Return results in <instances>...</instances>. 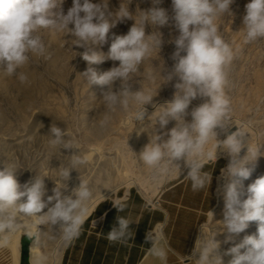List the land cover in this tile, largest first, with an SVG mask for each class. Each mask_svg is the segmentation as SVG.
Returning <instances> with one entry per match:
<instances>
[{"label":"clouds","instance_id":"obj_1","mask_svg":"<svg viewBox=\"0 0 264 264\" xmlns=\"http://www.w3.org/2000/svg\"><path fill=\"white\" fill-rule=\"evenodd\" d=\"M63 0H0V66L8 75H15L18 80H28L27 73L19 71L30 61V54H43L45 44L37 33L39 28H55L66 30L72 34V44L91 41L93 44H103L109 29L122 18L131 17L134 22L124 34L113 36L107 52L93 50L82 52L83 59L99 63L106 58L118 61L107 70L97 73L91 66L83 72L89 84L107 85L102 99L110 108L117 104L128 106L131 99L137 105L131 114V119L142 122L145 119L146 103L151 101L161 82L169 80L173 75L178 77L174 87L176 91L170 100L160 106L151 119L152 128L159 122L161 128L168 120L176 123L167 130V138L160 139L161 133L153 131L149 134L147 143L136 154L144 165L156 174L168 171V165H174L178 175V164L173 161L183 157L188 171L186 176L191 180L193 189L202 188L210 182L211 172L203 171L205 158L216 159L217 145H222L233 158L227 165L229 175L241 178L249 176L251 169L245 167L243 161L235 159L234 154L245 139L246 130L236 128L223 140L216 138V126L223 127L229 120L231 99L228 95L229 67L234 57V49L226 41L220 31L218 17L230 12L232 0H172L173 20L178 34L173 43L172 53L174 64L154 89L139 86L131 90L127 83L130 74L136 73L142 61L150 55L153 49L157 51L161 44V33L151 31L145 33V22L151 25H163L168 21L166 10L162 7H151L143 11L136 19L130 13L126 3L120 0V5L114 11L107 10V0H71V6L66 11L61 10ZM159 3V0H153ZM82 13V14H81ZM71 23V27H69ZM243 40L245 42L264 38V0H247L243 16ZM119 79L120 87L112 90V84ZM154 93V94H153ZM197 95L206 96L191 111V120L185 121V110L190 100ZM152 111L147 119L151 116ZM110 116L105 114L99 121L106 125ZM149 122V121H148ZM41 126V125H40ZM144 130L143 128L139 131ZM48 143L63 148L75 147L65 140L66 130L52 123L48 130ZM215 141L210 147L209 140ZM126 143V139L124 141ZM259 144L247 143V157L255 159ZM128 147V145H127ZM129 148V147H128ZM71 166L60 169V183H54L51 194L46 195L43 176L36 175L21 183L16 176L18 167L14 162L0 167V246H7L12 233L15 232L18 221L17 213L37 216L42 222L55 224L60 221L64 226L62 238L70 242L79 235L81 226L88 213V200L92 195L89 181L79 176V183L71 189V194H64L67 187L65 181L70 170L81 162L76 152L70 154ZM237 181L229 182L225 191L223 230L227 233L225 241L232 240L234 235L247 227L249 221H257L256 232L246 234L242 239L225 250L231 253L227 264H264V174L250 182L246 189L237 187ZM245 192L247 193L245 195ZM101 200L105 197L99 192ZM244 197L241 199V197ZM51 202V203H50ZM118 211L126 206L121 199L112 202ZM94 208L92 209V211ZM212 212L208 211L207 223L210 225ZM133 220L117 215L116 223L107 231L109 241L124 242L133 233L129 224ZM216 231L209 227L208 235L198 238L194 251L198 252L196 264H222L221 255L217 251L220 241L215 239ZM151 243L148 253L166 261L167 245L163 232V223L157 222L145 236ZM243 248V251L240 249Z\"/></svg>","mask_w":264,"mask_h":264},{"label":"rangeland","instance_id":"obj_2","mask_svg":"<svg viewBox=\"0 0 264 264\" xmlns=\"http://www.w3.org/2000/svg\"><path fill=\"white\" fill-rule=\"evenodd\" d=\"M123 2L126 3V0ZM246 3L247 0H232L229 5L230 12L222 13L217 20L224 39L234 49V57L228 71L230 118L223 127L216 126L214 131L216 138L223 140L232 127L234 128L232 131L236 128L246 130L245 139L242 140L241 147L234 156L236 160L243 161L244 166L251 171L246 178L229 175L227 165L232 160L233 154L222 145H217L216 159L205 158V163L215 162L220 167L211 183L214 187L213 207L209 210L213 214L212 220L209 225L207 213L193 227L191 233V250L198 256V252L194 251L196 240L203 236V232L208 235L209 227L216 231L214 238L221 242L217 251L221 255L222 264H227L232 256L225 250L239 242L244 235L254 234L257 227V221H249L247 227L235 234L232 240L225 241L224 237L227 233L223 230L222 221L226 186L229 182L237 181V187L246 189L250 182L264 174V38L250 42L243 40V31L239 29L243 27ZM119 5L120 0H107L108 11H114ZM70 6L71 0H63L61 10L66 11ZM127 7L136 19L143 15L142 10L147 11L151 7H162L168 15V21L163 25H151L145 22L146 34L151 31L161 33V44L157 54L153 49L142 61L138 71L130 74L131 78L127 82L131 90H136L139 86L154 90L164 79L161 75L170 72L174 64L172 53L176 46L173 41L178 29L173 20L172 0H159V3H153V0H128ZM133 22L131 17L118 20L115 26L109 29L103 44H93L89 41L75 45L72 44V34H64L66 30L39 28L37 33L45 44V51L39 55L30 54L29 63L19 69L27 73V81L21 82L15 75L6 74L0 66V167L14 162L18 167L16 176L21 183L30 180L35 174L47 175L43 180L47 190L46 195H50L54 183H60L62 180L60 169L71 166L70 154L76 152L81 162L76 165V170H70L69 178L65 181L67 187L62 189V192L71 194V189L79 183V176L87 179L92 191L88 205L96 196L99 197V192L108 199L135 191L151 200L157 196L165 183H171L187 173L188 166L183 157L173 161L179 166L178 175L174 165H168L167 172L156 174L136 157L147 143L150 133L153 131L161 133L160 139H166L167 130L176 123L170 118L163 128L158 121L149 128L152 116L160 111L159 105L170 100L176 91L174 85L178 80L177 76L173 75L171 79L160 83L151 101L143 106L145 119L137 122L131 119L132 112L137 108L134 101L129 99L126 108L120 104L110 108L102 99L108 86L89 84L81 73L89 66L99 73L118 64V61L106 58L99 63L89 65L81 53L93 50L107 52L113 38L110 34H124ZM68 26L71 27V23ZM120 86V81L117 79L112 84V90L116 91ZM206 99V96L201 95L192 98L185 110L184 120L190 121L191 109ZM152 111L154 112L147 119ZM105 114L110 116V120L106 125L101 126L99 121ZM52 123L66 130L65 140L75 147L60 148L48 143L47 133ZM143 126L144 130L139 131ZM125 139L129 148L124 143ZM214 143L215 141L210 139L206 148ZM247 143L250 146L260 143L258 155L254 160L245 159L248 158ZM243 198L242 196L241 199ZM100 200L101 197L93 207ZM36 219L44 225L45 222L43 223L37 216L18 212L16 230L21 229L24 224L33 225ZM28 233L22 230L20 236ZM28 235L30 236L27 252L29 260V245L35 234ZM77 250L78 243L75 237L64 246L61 264L67 253L70 258L66 264H73V258L78 255ZM0 264H9L5 246H0Z\"/></svg>","mask_w":264,"mask_h":264},{"label":"crops","instance_id":"obj_3","mask_svg":"<svg viewBox=\"0 0 264 264\" xmlns=\"http://www.w3.org/2000/svg\"><path fill=\"white\" fill-rule=\"evenodd\" d=\"M219 169L215 162L204 163L202 170L211 172V179L202 188L193 189L185 173L175 181L165 183L151 200L130 191L128 195L98 201L94 210L86 215L76 236L78 255L73 258V264H196L197 255L191 250V233L213 207L214 187L211 183ZM117 199L126 205L121 211L112 203ZM117 215L133 220L129 224L133 235L124 242L107 239V231L116 223ZM158 221L163 223L166 261L147 251L151 241L145 236ZM68 258L67 253L62 264H66Z\"/></svg>","mask_w":264,"mask_h":264},{"label":"bare ground","instance_id":"obj_4","mask_svg":"<svg viewBox=\"0 0 264 264\" xmlns=\"http://www.w3.org/2000/svg\"><path fill=\"white\" fill-rule=\"evenodd\" d=\"M99 197L96 196L92 203L88 205V212ZM63 229L64 226L60 224V221L55 224L44 223L43 225L36 219L31 226L24 224L21 229H17L11 234L9 243L5 246L8 252L9 264L19 263L20 233L22 230L35 234L29 245L31 264H61L63 249L67 243L62 238Z\"/></svg>","mask_w":264,"mask_h":264},{"label":"trees","instance_id":"obj_5","mask_svg":"<svg viewBox=\"0 0 264 264\" xmlns=\"http://www.w3.org/2000/svg\"><path fill=\"white\" fill-rule=\"evenodd\" d=\"M30 236L28 234H22L20 236V261L19 264H30L28 260V243Z\"/></svg>","mask_w":264,"mask_h":264},{"label":"water","instance_id":"obj_6","mask_svg":"<svg viewBox=\"0 0 264 264\" xmlns=\"http://www.w3.org/2000/svg\"><path fill=\"white\" fill-rule=\"evenodd\" d=\"M232 130H234V128H233V127L229 129V132H232ZM29 262H30V261H29Z\"/></svg>","mask_w":264,"mask_h":264}]
</instances>
